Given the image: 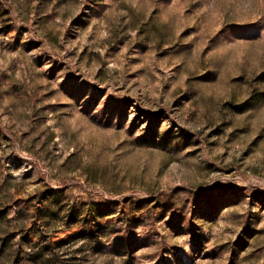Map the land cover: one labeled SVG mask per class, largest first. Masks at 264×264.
Returning a JSON list of instances; mask_svg holds the SVG:
<instances>
[{"label": "rangeland", "instance_id": "374dc122", "mask_svg": "<svg viewBox=\"0 0 264 264\" xmlns=\"http://www.w3.org/2000/svg\"><path fill=\"white\" fill-rule=\"evenodd\" d=\"M0 264H264V0H0Z\"/></svg>", "mask_w": 264, "mask_h": 264}, {"label": "trees", "instance_id": "16d2710c", "mask_svg": "<svg viewBox=\"0 0 264 264\" xmlns=\"http://www.w3.org/2000/svg\"><path fill=\"white\" fill-rule=\"evenodd\" d=\"M60 196H62V194H60V193H55L54 195H53V200L55 199V198H58V197H60ZM38 211V210H37ZM48 242V241H47ZM62 243V242H61ZM28 244H30V245H32V246H34V247H38V246H40V242H38V243H35L34 241H28L27 242V245ZM41 245H43V242H42V244ZM52 248V246H51V244L49 243H45L44 244V246H42L40 249H38V253L37 254H39V253H41V255H42V253H44V252H47V251H49L50 249ZM49 261H51V260H49Z\"/></svg>", "mask_w": 264, "mask_h": 264}]
</instances>
